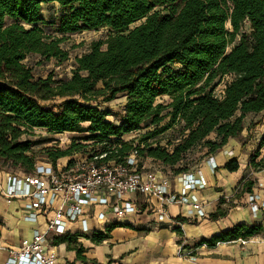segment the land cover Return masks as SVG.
<instances>
[{
  "label": "trees",
  "instance_id": "16d2710c",
  "mask_svg": "<svg viewBox=\"0 0 264 264\" xmlns=\"http://www.w3.org/2000/svg\"><path fill=\"white\" fill-rule=\"evenodd\" d=\"M54 3L60 14L55 32L62 37L52 39L38 25L45 24L40 18L42 5ZM100 28H108L113 34L104 42H92L88 52L74 59L71 77L55 79L50 73L34 78L25 62L28 56L62 64L68 60V52L60 44L67 35ZM226 78L230 80L221 95H215L216 86ZM118 94H124L126 102L122 123L114 125L89 103L99 98L111 101ZM164 96L169 102L156 104ZM55 99L62 100L54 106L56 111L45 105ZM262 112L264 0H0L3 164L31 173L35 142L22 137L33 129H43L51 134L88 135L71 138L65 149H45L52 164L73 154L104 156L103 162L120 163L134 152L142 160L160 162L177 175L198 167L239 137L247 115ZM176 124L178 139L168 144L170 150L149 145L132 148L121 141L126 135L152 127L139 137L145 144ZM87 143L93 147L91 151ZM263 145L264 136L260 149ZM192 153L198 158L186 164ZM252 165L259 169L264 158ZM222 169L237 172V160L230 159ZM244 186L249 191L251 183ZM225 215L218 209L208 219L217 221ZM114 228L86 239L98 245L109 239ZM263 231L262 225L239 224L201 241L196 248H215ZM57 241L67 242L68 250L74 251L82 264H97L83 256V246H75L76 237Z\"/></svg>",
  "mask_w": 264,
  "mask_h": 264
},
{
  "label": "built area",
  "instance_id": "2783aa9c",
  "mask_svg": "<svg viewBox=\"0 0 264 264\" xmlns=\"http://www.w3.org/2000/svg\"><path fill=\"white\" fill-rule=\"evenodd\" d=\"M54 136L49 142L52 149L67 148L72 142L67 133ZM103 158L73 154L63 163L37 162L29 174L4 164L6 181L0 198L7 203L25 202L22 220L35 227L31 236L11 251L5 264H56L60 246L55 243L56 238L104 233L108 226L137 212L133 196L155 199L151 208V214L156 216L154 223L170 222L169 207L177 209L176 216L191 220L206 217L205 206L197 195L207 187L203 167L175 175L169 167L151 159L147 160L156 167L146 166V160L134 152L125 155L120 163L103 162ZM203 163L211 174L217 169L212 156ZM250 183L249 191L243 189L242 195L251 215L256 217L264 209V175ZM144 229L150 230V224ZM252 238L224 244L244 246Z\"/></svg>",
  "mask_w": 264,
  "mask_h": 264
},
{
  "label": "crops",
  "instance_id": "0c3cea01",
  "mask_svg": "<svg viewBox=\"0 0 264 264\" xmlns=\"http://www.w3.org/2000/svg\"><path fill=\"white\" fill-rule=\"evenodd\" d=\"M230 141L212 156L218 168L215 174L208 171L205 163L199 164V167H203L207 179V187L197 194L205 206V218L191 220L185 216H176L177 209L169 207L170 222L154 223L152 221L155 218L151 219L150 215L155 199L133 196L132 199L136 200L137 205V212L133 215L147 216L144 222L137 217L136 221H127V216L114 225L109 239L98 245L86 239L93 233L58 237L55 239V243L60 245L56 264H82L76 259L75 252L68 250L67 242L58 243L57 240L63 237H76L75 246H83V256L97 264H264V233L254 236L244 246L222 243L215 248H196L201 241L229 231L236 225H250L253 222V216L245 205L243 195L240 202L235 198L238 193L242 194L241 182H222V177L218 175L219 173L232 177L239 171L238 169L237 172L229 173L222 169L230 159L238 160L235 156L238 150L233 148ZM228 152H231V156ZM3 168L4 164L0 161V189L6 181ZM229 202L234 206L238 203L239 206L226 209ZM25 205L23 201L13 200L7 203L0 198V264L6 263L11 251H16L20 242L30 237L35 228L22 220ZM218 209L225 212V217L210 221L209 215L216 213ZM237 212L246 213L248 219L243 220ZM148 223L150 230H145L144 226ZM109 227L111 226L107 229ZM67 254H70L69 259Z\"/></svg>",
  "mask_w": 264,
  "mask_h": 264
},
{
  "label": "rangeland",
  "instance_id": "374dc122",
  "mask_svg": "<svg viewBox=\"0 0 264 264\" xmlns=\"http://www.w3.org/2000/svg\"><path fill=\"white\" fill-rule=\"evenodd\" d=\"M60 17L59 11H58V5L57 4H43L41 9L40 18L45 24H39L38 26L43 31L44 35L50 36L52 39L54 38H61L62 36L56 34L55 30L57 28L58 18ZM136 24L132 25L130 28H133V26H136ZM247 26L244 27L246 29ZM113 32L109 30L108 28H100L97 31H83L77 34L73 35H67V40L60 44V47L68 52V60L65 61L62 64H58V62L54 59H50L48 61L35 56L31 55L28 56L27 60H25L26 64L32 68V73L34 78H45L48 74L52 73L53 77L55 79H64L71 77V72L74 68V59L76 57L81 56L83 53L88 52L89 46L92 42L101 41L104 42L107 40V38L112 35ZM103 49L105 46L102 47ZM230 79L226 78L223 83L216 86L214 93L217 96L221 95V92L223 90L224 85L226 82H228ZM62 100L61 99H55L53 101L47 102L45 105L48 108H51L53 110H57L54 108V106L58 105ZM126 102V96L124 94H118L115 96V98L111 101H103L102 98L93 100L89 103V105L97 107L100 111H102L105 115V120L109 123H112L114 125H120L122 123V116L124 114V105ZM169 102L168 97H161L156 100V104H163L166 105ZM87 126L86 124L84 125ZM244 130L241 133V135L233 140L230 141L233 148H237V161L239 165V171L235 173L232 177H229L228 175L222 174L218 175L222 178L220 180L222 182H241L240 188L241 193L242 190L245 189L244 184L247 182H257L258 180H261V178L264 175V165H262L259 169L256 167L254 168L252 165V162L256 164L264 158V145L260 149L259 142L261 138L264 136V112L256 114V115H247L243 121ZM153 128L147 127L143 129L140 132L126 135L121 138V141L132 146V148L139 147L143 148L144 145H149L151 147L160 146L162 148H166L170 150V147H168V144H175L178 139V130L179 125H174L171 129L163 133L162 135H158L156 137H153L146 141L145 144L141 143L139 141V137L143 135L144 133L150 132ZM88 136L86 133L84 134H72L68 135L67 138H85ZM209 137L214 138L213 135H210ZM23 139L31 140L35 142V145L33 146V161L34 163L37 162H48L47 154L45 149L50 148L51 141L54 140L55 136L54 134L48 133L43 129H33L30 131L26 136L22 137ZM81 140V139H80ZM78 140V142H80ZM88 145V151H91L93 147ZM97 148V147H96ZM62 149H65V147H62ZM95 149V148H94ZM254 155H258L257 158L254 157ZM197 153H192L188 156L187 159H189L188 162H185L186 164L189 162L193 163L198 158ZM231 156V155H229ZM62 161V162H60ZM59 163H63L64 160H60ZM146 166L156 167V164L153 162L146 160L145 161ZM218 168L215 170L213 174L217 172ZM238 191V190H237ZM236 191V192H237ZM240 192V190L238 191ZM242 194H237L235 198L240 202ZM227 208L239 206L233 205L231 202L226 204ZM224 209V210H226ZM238 213V212H237ZM239 214V213H238ZM151 219L156 218L154 214H151ZM240 218L243 220H247L248 217L246 213H240ZM137 216H129L127 221H136ZM140 219V221L144 222V220L147 218V216H138L137 219ZM252 224L249 226H255V225H262L264 228V216L260 213H257L256 217H253ZM143 224V223H142ZM264 231L261 233L263 234ZM236 241V240H234ZM236 245V244H229ZM218 246V245H217ZM62 250H64V247H62ZM67 258H70V254L66 255Z\"/></svg>",
  "mask_w": 264,
  "mask_h": 264
},
{
  "label": "bare ground",
  "instance_id": "6f19581e",
  "mask_svg": "<svg viewBox=\"0 0 264 264\" xmlns=\"http://www.w3.org/2000/svg\"><path fill=\"white\" fill-rule=\"evenodd\" d=\"M227 25H228V23H227ZM228 27H229V25H228ZM165 97V96H164ZM189 234V233H188ZM197 236H198V234H197Z\"/></svg>",
  "mask_w": 264,
  "mask_h": 264
}]
</instances>
